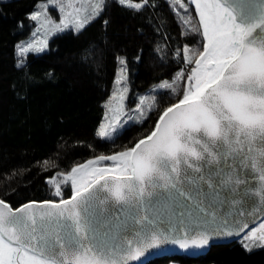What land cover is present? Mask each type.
I'll return each mask as SVG.
<instances>
[{
    "label": "snow or ice",
    "instance_id": "6c2138e0",
    "mask_svg": "<svg viewBox=\"0 0 264 264\" xmlns=\"http://www.w3.org/2000/svg\"><path fill=\"white\" fill-rule=\"evenodd\" d=\"M189 3L204 43L194 61L184 47V59L194 67L182 97L164 108L154 129L132 147L46 178L56 197H62L61 184L70 182L69 198L16 208L0 198V264H146L173 247L204 248L211 240L245 232L242 241L258 240L264 247V217L239 219L245 208L256 206L253 197L264 205V3L253 6L255 14L231 0ZM48 4L59 5L61 19L56 23L48 16L47 4L31 12L30 20L39 25L33 36L41 28L45 36L18 44L17 55L42 52L48 35L70 27L79 32L90 23L75 15L79 8L71 0ZM117 59L126 68L125 59ZM125 68L110 97L118 107L106 104L109 122L99 126L100 138L112 139L109 129L115 131L116 114L124 112L129 89L119 85L126 82ZM145 99L140 97L137 110ZM127 131L121 126L119 135Z\"/></svg>",
    "mask_w": 264,
    "mask_h": 264
},
{
    "label": "trees",
    "instance_id": "16d2710c",
    "mask_svg": "<svg viewBox=\"0 0 264 264\" xmlns=\"http://www.w3.org/2000/svg\"><path fill=\"white\" fill-rule=\"evenodd\" d=\"M39 1H0V198L14 207L59 200L46 178L123 151L148 135L163 109L183 95L194 67L184 59V47L194 61L204 43L189 0H132L144 5L140 10L104 0L83 30L54 37L47 51L19 56L16 46L32 33L35 22L29 15ZM122 56L130 82L127 106L143 96L151 107L143 121L125 126V134L104 139L97 133ZM181 71L184 76L178 78ZM164 82L172 87L160 88ZM70 196L68 187L61 198ZM259 244L241 239L214 245L198 257L182 253L146 264H264Z\"/></svg>",
    "mask_w": 264,
    "mask_h": 264
},
{
    "label": "rangeland",
    "instance_id": "374dc122",
    "mask_svg": "<svg viewBox=\"0 0 264 264\" xmlns=\"http://www.w3.org/2000/svg\"><path fill=\"white\" fill-rule=\"evenodd\" d=\"M0 1H6V0H0ZM71 2L73 4L74 8H79V13L75 14V15H77V17L81 20L90 19V21L92 20L91 17H96L98 15L97 11L99 10V8H102L103 4H104V0H71ZM61 3H64L65 5H67L69 3V0H61ZM45 4L48 5V7H47L48 16L51 17L56 23H58L59 20L61 19L62 15H63L59 11V5L58 4L52 5V4H48V0H40L33 11L42 10L41 7H39V6H42ZM65 11L66 12L72 11V9H69L66 7ZM100 11L101 10H99V13H100ZM38 26H39L38 23L35 22V27H34L32 33L30 34V36L21 40L19 44L24 46L27 43L32 42V40L36 39L37 37L40 39H43L45 36V29H43V28H41V31L39 33H37L36 37L33 36V33L36 32V29ZM72 29L75 30L73 27H70L69 29H65L64 31H58V32H55L53 34L48 35V47L46 49H44V51H47L50 49V42L52 41V39L54 37H56L60 34L66 33ZM44 51H42V52H44ZM29 52L42 53V52H35V51H29ZM122 57L125 59V56H122ZM121 68H125V66L120 63L119 69H121ZM125 75L127 77L126 82L122 81L121 84L119 85V88L122 89L123 87L126 86L130 91V82H129V78H128L127 67L125 68ZM116 91H117V85L115 86L114 92H116ZM129 91L126 94L123 114H119V113L116 114V115H119V121L116 124L115 131H113L112 128L109 129V132L112 136V139L119 134L121 126L125 127L131 121L141 122L149 114L150 107H151V100L149 98L145 97L146 99L144 101V104L141 106V108L139 110H137V108H136L137 105L130 106V107L127 106V103L129 100ZM108 103H110V106L113 109H116L118 107L116 101H110L109 100ZM106 112H108V108H107ZM109 115L112 116L111 113ZM126 121H127V123H125ZM106 122H109V121L105 120V117H104V120L102 121V123H106ZM104 139H106V138H104ZM63 174H65V173H63ZM68 187H71L70 182H68L67 184L62 183L61 184L62 193ZM52 188L54 191L53 186H52ZM59 198H61V197H59ZM246 242H255V241H246ZM256 242H259V241L257 240ZM167 264H176V262L169 261Z\"/></svg>",
    "mask_w": 264,
    "mask_h": 264
},
{
    "label": "water",
    "instance_id": "95a60500",
    "mask_svg": "<svg viewBox=\"0 0 264 264\" xmlns=\"http://www.w3.org/2000/svg\"><path fill=\"white\" fill-rule=\"evenodd\" d=\"M231 3L236 4L238 6H243L245 8V11L252 10L253 13L255 14L253 6L264 3V0H231ZM65 199H67V198H65ZM253 199H255L257 201L256 206L250 207V208H245L244 210H245L246 215L244 217L239 218V219H241V220H256L258 217H264V205L259 204L258 198L253 197ZM49 200H51V199H49ZM33 201H37V200H33ZM56 201H58V200H56ZM19 206H17V207H19ZM12 207L16 208L14 206H12ZM239 207H240V205H236L231 210L235 211ZM252 226H254V225L250 223V227H252ZM245 234H246V232L241 233L240 237L233 236V237H223L220 239H214V240L210 241L208 246H205L204 248H199V249L180 250L176 247H173V248L168 249L165 255L158 256L155 258L174 256V255H178V254H182V253L188 254V255L193 256V257H198L201 255L207 254L210 251L211 247L214 245H225V244L235 242L237 240H241ZM151 260H153V259H151ZM151 260H149V261H151ZM149 261H147V262H149ZM134 264H136V262H134Z\"/></svg>",
    "mask_w": 264,
    "mask_h": 264
}]
</instances>
